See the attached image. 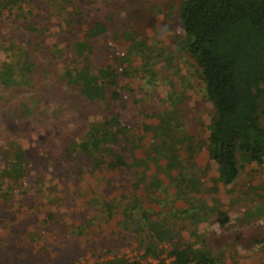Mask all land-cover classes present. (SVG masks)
Instances as JSON below:
<instances>
[{
	"label": "trees",
	"instance_id": "16d2710c",
	"mask_svg": "<svg viewBox=\"0 0 264 264\" xmlns=\"http://www.w3.org/2000/svg\"><path fill=\"white\" fill-rule=\"evenodd\" d=\"M79 14L69 12L59 41H38L50 29L38 21L23 41L8 34L0 42L6 53L0 62V132L15 133L0 139V216L4 206L10 210L0 235V264H65L63 256L75 264L85 251L116 254L133 241L145 258L158 256L168 243L171 264H212L205 245L194 247L181 235L211 215L198 203L204 183L194 157L202 146L197 134L160 111L147 113L146 122L122 121L115 107L125 106L129 86L117 78L132 74L129 64L111 54L107 41L92 39L102 27L96 20L78 31ZM179 18L182 44L212 104L204 147L216 180L226 186L239 174V157L264 159V0H181ZM133 44L148 65L151 54L140 41ZM63 112L68 121L55 119L66 128L37 136L36 150L24 152L22 133L33 128L31 120ZM151 116L164 122L161 132ZM162 158L180 183L185 207L161 195ZM217 214L220 224L229 219L222 209ZM21 220L33 227L18 233L14 225ZM136 262L118 258L109 264Z\"/></svg>",
	"mask_w": 264,
	"mask_h": 264
},
{
	"label": "rangeland",
	"instance_id": "374dc122",
	"mask_svg": "<svg viewBox=\"0 0 264 264\" xmlns=\"http://www.w3.org/2000/svg\"><path fill=\"white\" fill-rule=\"evenodd\" d=\"M180 1L0 0V42L8 34L14 35L16 41H23L32 34L30 29L36 27L35 23L38 21L50 28L38 34V41H59L68 30L66 20L69 12L77 9L82 19L75 24L78 31L86 30L93 19L99 22L101 31L92 39L107 41L113 47L111 54L116 53L119 59L129 64L132 73L130 76L119 75L117 78L118 83L129 86L123 91L125 106L115 107L121 112L122 121L128 125L142 119L146 122L148 119L144 117L147 113L153 115L160 111L170 123L180 120L187 132L197 134L196 141L202 145L194 155L204 183L203 190L197 194L200 195L198 203L209 208L211 215L197 225L193 223L183 228L181 235L188 236L194 247L205 245L213 257L212 264H264V159L261 163H255L245 161L241 156L239 174L235 180L226 186L216 180L215 164L208 158L204 147L212 104L206 97L205 86L198 76L199 67L182 44L184 34L179 18ZM20 22H27V26H20ZM135 41L143 43L144 53L146 51V54H151L148 65H144V57L139 55L141 52L143 55V51L138 52L139 54L134 52ZM68 44L67 42L66 45ZM5 57L6 53L0 50V62ZM3 103L1 100L0 106ZM135 105L143 107L142 112L137 113ZM59 116L62 121H68L65 112L54 118L44 114L31 120L33 128L22 133L26 141L24 152L36 150L37 136L53 137L55 129L66 128L55 119ZM151 117L155 123L159 122L158 117ZM260 122L264 124V110ZM159 124L161 132L164 122ZM3 134L13 137L15 133L7 129L0 132V139ZM163 160L162 158L158 162L161 163V168L158 169L161 195H168L176 206L185 207L186 203L178 191L180 183L175 178V173L162 165ZM152 205L155 209L160 208L157 203ZM6 208L9 209L4 206ZM218 209L229 215L224 224L219 223ZM105 228L107 229V225ZM137 245L133 241L116 254L94 256L90 251H85L75 264H109L118 258H126L131 262L137 260L134 264H156L158 259L171 264L172 257L167 253L170 244L164 243L158 256L146 258ZM23 252L31 256L34 251ZM61 259L69 264L64 256Z\"/></svg>",
	"mask_w": 264,
	"mask_h": 264
},
{
	"label": "crops",
	"instance_id": "0c3cea01",
	"mask_svg": "<svg viewBox=\"0 0 264 264\" xmlns=\"http://www.w3.org/2000/svg\"><path fill=\"white\" fill-rule=\"evenodd\" d=\"M9 213H10V210L9 209L2 210V216H0V235L3 234L7 230L6 227L3 224H4V221L7 220L10 217V214ZM4 214H5V216H4ZM24 226L27 227L28 229H31L33 227L32 226V222H30L29 220H21L19 222V224L17 226H15V229L19 233L20 232V228L21 227H24ZM156 261H157L156 264H165L164 263L165 261L163 259H158Z\"/></svg>",
	"mask_w": 264,
	"mask_h": 264
}]
</instances>
